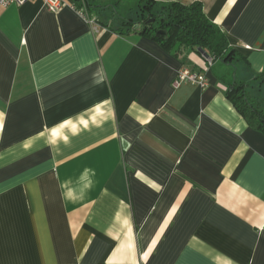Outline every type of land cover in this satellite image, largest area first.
Here are the masks:
<instances>
[{
    "label": "crops",
    "instance_id": "obj_1",
    "mask_svg": "<svg viewBox=\"0 0 264 264\" xmlns=\"http://www.w3.org/2000/svg\"><path fill=\"white\" fill-rule=\"evenodd\" d=\"M64 1L0 6V264H264V132L233 68ZM154 1L201 3L264 71V0Z\"/></svg>",
    "mask_w": 264,
    "mask_h": 264
},
{
    "label": "trees",
    "instance_id": "obj_2",
    "mask_svg": "<svg viewBox=\"0 0 264 264\" xmlns=\"http://www.w3.org/2000/svg\"><path fill=\"white\" fill-rule=\"evenodd\" d=\"M77 1L90 15L91 2L83 0L82 5L81 0ZM122 2H134L130 6V16H117L119 13L113 11L115 5ZM110 7L111 11L98 19L121 34L140 33L168 46H185L193 51L201 48L210 55L213 64L219 62L231 66L235 77L228 84L227 97L250 127L264 132V71L253 73L249 79L242 78V75H248L243 69L245 60L230 47L225 33L207 17L201 3L184 5L179 2L158 4L154 0H117ZM102 9L107 10L106 6ZM151 19L155 22L149 24ZM138 23L143 27L136 26ZM162 28L167 35L156 36Z\"/></svg>",
    "mask_w": 264,
    "mask_h": 264
},
{
    "label": "built area",
    "instance_id": "obj_3",
    "mask_svg": "<svg viewBox=\"0 0 264 264\" xmlns=\"http://www.w3.org/2000/svg\"><path fill=\"white\" fill-rule=\"evenodd\" d=\"M30 1H34V0H0V6L7 7L12 4H16L20 6ZM43 1L46 7L51 11H59L64 7V5H66V2L64 0H43ZM80 13L88 20V22L94 24V19L89 18L85 10L80 11ZM208 64L210 67L213 65L212 60L210 58L208 59ZM184 81H188L202 88L208 85V80L205 76H201L200 74L195 73L189 70L188 68H182L178 71L176 80L174 82V86L178 87Z\"/></svg>",
    "mask_w": 264,
    "mask_h": 264
},
{
    "label": "rangeland",
    "instance_id": "obj_4",
    "mask_svg": "<svg viewBox=\"0 0 264 264\" xmlns=\"http://www.w3.org/2000/svg\"><path fill=\"white\" fill-rule=\"evenodd\" d=\"M109 1V0H108ZM109 2H111L112 4H115V2L116 1H114V0H111V1H109ZM132 3V4H131ZM133 3L134 2H130V3H121V5L120 4H116L115 5V9L113 8V11L115 12V13H119L117 16H120V15H131V10H130V6L131 5H133ZM81 4L82 5H84V1L83 0H81ZM135 16V15H134ZM178 46V45H177ZM238 72H240V71H238ZM245 72V71H244ZM240 74V73H239ZM242 78L243 79H249V78H251L249 75H246V76H244V75H242Z\"/></svg>",
    "mask_w": 264,
    "mask_h": 264
},
{
    "label": "water",
    "instance_id": "obj_5",
    "mask_svg": "<svg viewBox=\"0 0 264 264\" xmlns=\"http://www.w3.org/2000/svg\"><path fill=\"white\" fill-rule=\"evenodd\" d=\"M167 35V32L166 31H159L157 32L156 36H162V37H165ZM198 52L204 57L206 58L207 60L210 58V55L203 49L199 48L198 49Z\"/></svg>",
    "mask_w": 264,
    "mask_h": 264
},
{
    "label": "flooded vegetation",
    "instance_id": "obj_6",
    "mask_svg": "<svg viewBox=\"0 0 264 264\" xmlns=\"http://www.w3.org/2000/svg\"><path fill=\"white\" fill-rule=\"evenodd\" d=\"M154 22H155L154 19H151V21L149 22V24H150V23H154ZM136 26L143 27V24H142V23H141V24L138 23ZM159 31H166V30L162 28V29H159L158 32H159ZM166 32H167V31H166Z\"/></svg>",
    "mask_w": 264,
    "mask_h": 264
}]
</instances>
